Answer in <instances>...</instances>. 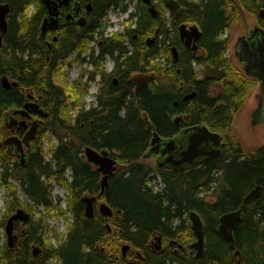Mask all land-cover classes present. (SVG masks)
Returning a JSON list of instances; mask_svg holds the SVG:
<instances>
[{
	"label": "trees",
	"instance_id": "16d2710c",
	"mask_svg": "<svg viewBox=\"0 0 264 264\" xmlns=\"http://www.w3.org/2000/svg\"><path fill=\"white\" fill-rule=\"evenodd\" d=\"M80 1L92 4L87 27L67 25L60 33L42 35V0H0L11 7L9 29L0 46V136H5L6 112L23 106L27 89L40 96V104L50 113L42 133L32 141L25 165L17 159L14 146L0 150V188L6 190L5 211L0 210V242L11 213L22 209L31 218L14 248L0 244V264H264V144L246 150L233 129L235 114L259 82L245 79L226 55L230 45L228 31L243 12L256 16L264 28L260 17L264 0L188 1L191 12L186 18L197 22L204 31L203 60L227 69L224 95L216 98L207 97L205 86L196 88L189 55L181 56L167 71L157 62L160 58L169 59L170 52L163 42L160 52L147 47V39L159 28L161 35L170 30L164 16L170 11L167 9L171 0L151 1L161 12L156 17L151 10L153 4L138 0L142 6L138 27L127 26L125 33L116 32L111 38L104 37V18L112 8L127 12L126 0ZM125 34L139 38L140 46L132 54L122 44L121 36ZM92 41L98 46V51L91 48L92 59L88 61L93 70H85L79 80L88 74L92 81L105 73L107 58L115 60L119 52L125 57L127 71L151 67L156 79L150 89H142L129 104L124 94L116 88L109 89L105 94L109 98L98 93L96 101L87 107L83 99L89 85L76 80L72 85L77 83L85 89L73 85V97L69 88L56 82V77L72 61L84 64L83 57L69 60L78 50H89ZM4 76L16 80L19 86L5 88ZM194 89L197 96L182 103L183 94ZM66 99L69 105L65 107ZM179 112L190 114L193 123H206L222 132L224 154L191 174L162 173L159 179L163 188L155 191L156 179L150 177L152 168L145 163L144 155L154 132L171 134L172 117ZM47 135L58 141L49 154L44 144ZM86 147L107 149L119 161L120 173L110 177L98 198L111 207L112 217L103 214L98 206L91 217L86 215L83 198L102 192V177L96 166L87 161ZM55 186L67 190L65 209L54 196ZM257 186L262 191L246 203L244 218L235 231L236 250L240 252L237 255L218 233L219 219L239 209ZM192 212L199 213L204 221L206 245L201 257L192 247L196 238ZM50 217L63 218L66 233L51 237L47 222ZM156 236L157 242H163V252L153 248ZM126 244L139 251L140 256L122 257ZM34 246L42 249L40 255L34 256Z\"/></svg>",
	"mask_w": 264,
	"mask_h": 264
},
{
	"label": "flooded vegetation",
	"instance_id": "af4514ba",
	"mask_svg": "<svg viewBox=\"0 0 264 264\" xmlns=\"http://www.w3.org/2000/svg\"><path fill=\"white\" fill-rule=\"evenodd\" d=\"M76 1H79L80 5H81L80 11L78 13L76 11H74L73 6H71L68 9H66L65 7H59L58 8V12H59L58 15H59V19L62 21V25L59 27V29L56 30V33H60L61 30L64 28V26H67V25H71V26L74 25L76 27L80 26V27H84V28L87 27L89 16L93 13V8H91L92 10L90 12H88L89 10L87 8H85L87 6V4H82L80 0H76ZM173 1H176V3L172 4L175 7V10L173 8L167 9L170 11H167V13H166L167 21L165 22V24L168 27H171L170 30L166 33H163V35H161L160 28L159 29L157 28L158 30L155 31L154 35L150 36L146 41L148 49L157 48V52H160L161 47H162L161 45L163 42V46L165 47V49L170 52V53H167L168 58L172 59L173 61L171 62V61H169V59H165V61L163 63L160 62V60H158L157 62L161 63L162 66L167 71L169 70V68L172 67L173 64H176L180 60L181 56L184 57L185 54L189 55V57L192 58L191 59L192 70H193L192 76L194 78V81L196 82V88L199 87V89L201 90V88L203 86H205L206 94H207V97H209V98H216L219 95L223 96L224 95V89H225V87H224L225 80L224 79L227 75L226 67L220 66L218 64L215 65V64H212L210 62L203 60L204 55L206 54V50L202 47V45H204L203 41H205L204 34H202L201 38L197 42H193L192 45H188L186 42V39H183L181 37L180 28L182 25H184L187 29H190L192 26H197L199 24L197 22H191L190 21L191 18H188V19L186 18V16L189 14V12H191L190 7H189L190 2H188L190 0H182V1L181 0H173ZM145 3H147V2H145ZM150 3L153 4L154 8L156 9V10H153L154 16L155 17L159 16L161 12L157 8L156 3L155 2L154 3L150 2ZM140 7H142V6H140ZM140 10H141V8H137L138 13L136 14V17H134L135 20H134V22L131 21V23H132L131 27L132 28L138 27L136 19H137V15L141 14V13H139V12H141ZM68 14H72V16H73V20H71L70 22H66V20H65V17ZM47 17H48L47 12L44 9L43 21ZM79 18H85L86 24L83 26L78 24L77 20ZM131 19L132 18L126 19V20L130 21ZM199 29L201 31L203 30V28L200 26H199ZM125 30H124V32H121V33H125ZM49 32H51V31H49ZM202 32H204V31H202ZM126 35L127 34H125L124 36L123 35L121 36V41H122V44L129 50V54H132V52H134L135 48H138V46H140L137 43L139 38L137 35H133L132 38L129 36H126ZM113 36H114L113 33L106 35V31L104 32L105 38H111ZM240 37L246 38L248 43L254 42V45L256 48H262L264 50V37L259 36V35H255L253 33H249L248 35H244V36H240ZM3 38H4V36H3ZM89 38H90V36H87V39H89ZM56 40H58V39H56ZM101 43L102 42H100V44ZM194 43L198 47L197 50H195L193 47ZM2 44H3V40L0 42V46H2ZM236 44H237V42H236ZM236 44L233 47L234 53L237 50ZM95 45L97 46V43H95ZM91 48L88 50V53L86 51V52H84L83 55L80 52V50H78L77 52L73 53L74 56H72L70 59L71 60L72 59H80L81 57L84 56L83 60H85V62L83 65H89L90 66L88 61L90 59H92ZM174 48L176 49L177 54H178L177 59H175ZM228 51H229V49L227 50L226 55L228 58H230ZM105 55H109V54H105ZM109 56H111V55H109ZM189 57H188V59H189ZM107 59H111V58L108 57ZM124 62H125V57H122V54L119 52L116 53L115 54V60H113V65L111 66V68L106 69L105 73H102L101 75L94 77V79L90 82L98 81L97 82L98 93H100L102 98L108 97L105 94L107 92H109V89L111 90L113 88H116V90H118L121 95L124 94L123 96L126 97V104H129L128 102L133 101L135 96L142 89H144V88L150 89L151 84H152V82L155 81L156 77H155L154 72L151 71L152 70L151 67H147V69H143L142 71H138V70L127 71L126 70V63H124ZM205 64H209L213 67L219 66L220 68H223L226 70V74L224 76H222L220 79H209V78L205 79L201 72L196 71V69L199 68V66H202ZM240 64L243 67H245L244 63H240ZM105 65H106V62H105ZM178 71H180V68L178 69ZM138 75L151 76L152 78L150 79V81L148 83L140 84L138 86V82L133 80ZM165 75L167 76V74H165ZM247 77H248V75H247ZM10 81L13 82L16 80L10 79ZM17 86H19V84L12 85L8 89H11L12 87H17ZM117 87H119V88H117ZM194 92L196 93V95L193 98L188 99L186 101L184 100L188 95H190L191 93H194ZM197 94H198V91L196 89H194L193 91L185 92L180 100L182 103H186V102L188 103V101H192L197 96ZM258 97L260 100V98H261V91L260 90L258 92ZM39 100H40V96L36 95L34 93V90L27 89L26 100H25L23 106L27 102L38 103L41 106V108H43L45 110V112L48 113V115L46 117H39L37 115H32L31 117H27V116L21 117V116L14 115L12 112L13 109H10L5 114L4 124L7 128L5 129V132H4L5 136L4 135L0 136V142H2L7 137L12 136V135H18L19 137L23 138L31 130V124L36 120L40 121L41 124L38 127L36 137L32 141L36 140L40 136V133H42L41 132L42 127L45 124L46 119H48V117L50 116V113H49L48 109L44 108L40 104ZM258 103H259V101H258ZM257 107H258V104H257ZM21 122H25L24 127L27 126L26 129H24V130L20 129V123ZM149 122H150V120H149ZM251 124H252V116H251ZM172 125H173V131L171 132V134H169V135L158 134V136H159L158 142H156L154 145H152L151 144L152 141H151L150 147L148 148V150L146 151V153L144 155V158L150 159L153 162L152 164L149 165L150 168H152V172H150V177L157 179V178L161 177L162 173L191 174L193 171L200 170L205 165L207 166V164L210 161L216 160L224 154V147L226 144L225 143V136L222 132L213 130L210 125H208L206 123H193L192 122V116L188 113H185V112H179V113L175 114L172 117ZM204 126H207L211 133H218L220 136L215 137L211 133L206 134L202 130L198 129L199 127H204ZM196 127H198V128L195 130L194 128H196ZM206 138H208L206 142L200 143L201 139H206ZM32 141L30 142L29 149L27 147H24V152L26 155L25 156L26 161L24 164L21 163L20 155L15 152L17 159L19 160V162L22 165H25L27 163L28 155L31 152L30 149L32 147ZM197 144H199V145H197ZM194 145H197V147L191 151V149ZM10 146H12V145L0 147V150H3V149L10 147ZM110 156L113 158V156L111 155V152H110ZM177 162H181V164L179 166H176L175 164ZM95 170L98 172L99 176L103 178V174L98 171L97 167ZM119 173H120V164L118 161V169L114 173L113 177ZM101 202L102 201H100V200L98 201V203H101ZM96 206H97V204L95 205V207ZM30 220H31V218H30ZM21 221L22 220L16 219V221L14 222L15 232L19 233V235L17 234V242H16L15 246L18 244V242L20 240V234L23 231L24 232L27 231V229H28L27 225H28L29 221L28 222L27 221L21 222ZM157 237L158 236H156L154 238V241L152 240L153 248L158 252H163V242H161L160 240H158V242H157L156 241ZM7 247L9 249L14 248V247H9V246H7ZM41 251H42V249L40 248L38 250V255H40ZM128 255H130L131 257H135V256H140V253H139V251L132 250L129 247L128 250L122 251V257L127 258Z\"/></svg>",
	"mask_w": 264,
	"mask_h": 264
},
{
	"label": "water",
	"instance_id": "95a60500",
	"mask_svg": "<svg viewBox=\"0 0 264 264\" xmlns=\"http://www.w3.org/2000/svg\"><path fill=\"white\" fill-rule=\"evenodd\" d=\"M44 9L47 12L48 17L44 19V22L42 23V35H46L49 31H56L59 29V27L62 25V21L59 19V7H65L66 9L73 6L74 11L77 13L80 11L81 5L79 1L74 0H42ZM147 3H150V0H145ZM170 6L175 10V7L170 4ZM85 8H87L90 12L91 5H87ZM154 10V8H153ZM10 14V9L8 6L3 5L0 3V32H1V38L0 42L2 41V37L4 34H6V31L8 30V22L7 17ZM260 17L264 19V10L260 12ZM66 20L69 22L73 20L72 14L66 15ZM77 23L80 25L86 24L85 18H79L77 20ZM181 37L183 39H186V42L188 45H192L193 42H197L201 36L202 32L197 26H193L190 29H186L185 26H181L180 29ZM251 33L255 35H259L264 37V29L261 27H256L254 30L251 31ZM194 49L197 50L198 47L194 43L193 45ZM237 50H236V56L239 59L241 63L245 64V72L247 75L251 77H255L258 79L260 83V90H261V98L258 103L257 109L252 114V125H258L260 123H264V50L262 48H256L253 43H248L246 38L240 37L237 40L236 44ZM174 54L175 59H177V51L174 48ZM197 72H201L205 78L209 79H220L222 76L226 74V70L223 68H220L219 66H211L209 64H205L202 66H199V68L196 69ZM138 82V86L140 84H146L150 81V76H144V75H138L133 79ZM3 84H6L8 88L11 87L10 81L7 77H4L2 79ZM196 95V93H191L188 95L184 100H188L193 98ZM13 114L16 116L21 117H31L32 115H37L39 117H46L48 113L45 112L43 108L38 103H32L27 102L22 108H16L13 109ZM146 120H148V117H146ZM25 122L20 123V129L24 130L27 128L24 127ZM40 121L36 120L31 124V130L23 137H19L18 135H12L7 137L5 140L0 142V147L12 145L15 148V152L20 155L21 157V163L24 164L25 159V152L24 147H27L29 149L30 142L36 137V133L38 130V127L40 126ZM198 127L194 128L195 130ZM198 129L202 130L206 134H210L207 126L199 127ZM215 137H219L220 135L218 133H211ZM208 137V136H207ZM159 136L156 132H154V137L152 139V145H154L156 142H158ZM208 138L201 139V142H206ZM199 145V144H197ZM197 145H194L191 149V151L197 147ZM29 151V150H28ZM85 156L87 160L98 167V171L103 173L104 179H103V186L104 188L108 185V178L117 171L118 169V161L110 156V152L108 150H101L98 151L96 149H93L92 147H86L84 149ZM181 162H177L175 165L179 166ZM262 191V188L256 187L254 190H252L244 199V202L241 206V208L237 211H233L227 214H224L219 219V226L217 228L218 233L222 236V238L230 243V246L233 250H236V239L234 236L235 230L237 229L238 224L243 220L244 213H243V207L245 203H247L250 199L257 197L260 195ZM96 200L95 197H85L84 201L87 203L86 207V215L91 217L93 215V202ZM101 210L104 213L111 214L110 209L106 206V204L101 205ZM190 218L192 220V229L196 236V241L193 244V247L195 251L197 252V256L201 257L205 252V230H204V221L199 213L192 212L190 215ZM16 219L29 221L30 215L26 213L24 210L20 209L18 210L14 216H12L9 219V223L6 228V234L8 237V245L9 247H14L17 242V233L15 232V226L14 221ZM129 246H125V250H128ZM237 255L240 254L238 250L235 252Z\"/></svg>",
	"mask_w": 264,
	"mask_h": 264
},
{
	"label": "rangeland",
	"instance_id": "374dc122",
	"mask_svg": "<svg viewBox=\"0 0 264 264\" xmlns=\"http://www.w3.org/2000/svg\"><path fill=\"white\" fill-rule=\"evenodd\" d=\"M195 1V0H194ZM127 5H128V11L127 12H123L121 9L119 8H112L109 10L107 16L104 18V21L107 24V29H106V35L109 34H114V33H118L121 34V32H124V30L127 28V26H132V22H134L136 17V14L138 13L137 8H141L139 7V1L138 0H127L126 1ZM153 8V7H152ZM140 13V12H139ZM167 13V12H166ZM165 13V18L167 20V15ZM243 15L240 16V20L236 23H234L232 25V28L229 29L228 31V38L230 39V45H229V51L228 54L230 55V60H232L233 66L235 68L238 69V71H241L243 76H245V79H248L249 77H247V75L245 74V71L243 69V66L240 64L238 58L236 57V54L234 53V45L236 44L238 38L240 36L246 35L249 33V31H252V29L256 26H258V20L257 17L250 14V13H242ZM139 15V14H138ZM137 15V19L136 22L138 21V16ZM132 18L130 21H127L126 19H130ZM135 22V23H136ZM127 23V24H126ZM132 28V27H131ZM135 29V27L133 28ZM95 42V41H94ZM92 41V43L90 44V48L93 46L97 51H98V46L95 45ZM88 53V48L85 51H80L82 53V55L84 54V52ZM74 56V54L72 55ZM84 57V56H83ZM166 59V57L164 58H160V62H164ZM74 60V59H72ZM71 59L69 61H72ZM72 65H66L63 67L62 71H61V75L56 77V82L58 84H60L61 86H66L67 88L70 89V92L72 94L73 97H76L75 95V90L73 85H75V88H82L85 89V86L80 85L77 86V83H81L82 84H88L89 85V91L88 94L86 95V97H82L83 99V103L87 106L90 107L95 101H96V96L98 94V84L96 82H90L89 80V75L86 74L81 80H79L82 76V74L84 73L83 71L87 70V71H91L93 70V66L92 65H83V64H76L75 61L71 62ZM113 65V60L112 59H107L106 61V69L111 68V66ZM77 80V81H76ZM248 80H251V78H249ZM76 81L77 83L73 84L72 83ZM259 84V83H258ZM260 90V86L258 85L257 87H255L254 89H251L248 93V95L246 96V98L243 100V105L241 106L240 110L235 114L234 117V122H233V129L235 130L237 137L239 138L240 142L242 143L243 147L246 150H250V149H254L259 147L260 145L264 144V123L258 125V126H253L251 124V115L254 112V110L257 108V104L259 101V97H258V92ZM261 91V90H260ZM81 98V96L78 95V98ZM67 99H69V103H71V98L67 97ZM66 99V101H67ZM68 101L66 102V106H68ZM52 136H45L44 139V144H45V151L47 152V154H49V149L52 147V145H54V143H57L58 141L56 139H54ZM144 160L146 161L145 163L150 165L152 164V160L144 158ZM155 184V191L160 190L161 188H163V184L161 183L160 179L157 178L154 182ZM16 185L18 186V183H16ZM5 188H0V210L3 212L5 211ZM67 190L60 187V186H55L54 189V196L57 198L58 203H60V206L65 209L66 208V196H67ZM24 198V197H23ZM61 199V200H59ZM99 199L95 202V205L97 204V206L100 209V205L103 203V201L101 203H98ZM101 201V200H100ZM99 204V205H98ZM42 210V209H40ZM14 213H11L9 215V217ZM23 222V221H21ZM48 224L50 225V228L52 229V234L51 237L53 235L56 234H60V233H66L67 231V223L66 221L61 218V217H50L48 219ZM46 222V223H47ZM112 224V223H110ZM112 226V225H111ZM19 235V233H17ZM1 242L0 244H7L8 243V237L7 234L5 232V230L1 233ZM196 241V238L194 240V242ZM52 243L55 244V241ZM35 249H40L39 246H34ZM35 252V250H34ZM38 254V253H37ZM52 264H59L56 261H53Z\"/></svg>",
	"mask_w": 264,
	"mask_h": 264
},
{
	"label": "bare ground",
	"instance_id": "6f19581e",
	"mask_svg": "<svg viewBox=\"0 0 264 264\" xmlns=\"http://www.w3.org/2000/svg\"><path fill=\"white\" fill-rule=\"evenodd\" d=\"M75 1V0H74ZM127 1V0H126ZM145 1V0H144ZM146 2V1H145ZM150 2H151V0H150ZM173 3H176V1H173V0H171L169 3H168V7L171 9L172 7L170 6V4H173ZM3 4V3H2ZM91 5V8H92V4L91 3H88L87 5ZM127 4V3H126ZM3 5H5V6H8L9 7V9H10V12H11V7H10V5L9 4H3ZM152 9V11H153V8H151ZM264 9H261V11H263ZM260 11V12H261ZM10 15V14H9ZM9 15H8V17H9ZM8 17H7V22H8ZM65 20H66V17H65ZM44 22V21H43ZM66 22H68L67 20H66ZM70 22V21H69ZM43 25V24H42ZM182 26H184V25H182ZM259 26V25H258ZM193 27V26H192ZM198 27V26H197ZM199 28V27H198ZM8 29H9V22H8ZM181 29V28H180ZM187 29V28H186ZM201 31V30H200ZM8 32V30L6 31V33ZM202 32V31H201ZM249 33H251V31H249ZM248 33V34H249ZM202 34H203V32H202ZM248 34H246V35H248ZM0 35H1V32H0ZM5 35V34H4ZM3 35V36H4ZM244 36V35H243ZM0 38H1V36H0ZM240 38V37H239ZM238 38V39H239ZM235 54H236V52H235ZM237 57V56H236ZM239 60V59H238ZM240 62V61H239ZM241 63V62H240ZM243 69H244V71H245V68L243 67ZM4 77H6V76H4ZM3 77V78H4ZM204 77V76H203ZM8 78V77H7ZM152 77L150 76V79H151ZM205 78V77H204ZM206 79V78H205ZM8 80L10 81V79L8 78ZM2 84H3V82H2ZM18 84V82H16V81H10V85L12 86V85H17ZM3 86L5 87V88H8L7 87V85L6 84H3ZM94 149V148H93ZM104 150H107V149H104ZM101 151V150H100ZM109 151V150H108ZM85 154V153H84ZM86 157V156H85ZM87 159V158H86ZM88 161V160H87ZM89 162V161H88ZM90 163V162H89ZM90 164H92V163H90ZM92 165H94V164H92ZM95 166V165H94ZM97 167V166H96ZM98 168V167H97ZM103 174V173H102ZM113 176V175H112ZM112 176H110V177H112ZM110 177L108 178V184H109V179H110ZM103 179H104V175H103V178H102V182H101V185H102V192L100 193V195L99 196H93V195H91V196H86V197H95L96 198V200L93 202V213H94V211H95V202L98 200V198L99 197H101V195L103 194V192L105 191V188L108 186H106L105 188H104V186H103ZM257 187H259V186H257ZM85 198V197H84ZM83 198V199H84ZM245 199V198H244ZM251 200V199H250ZM249 200V201H250ZM248 201V202H249ZM244 202V201H243ZM247 202V203H248ZM102 204H106V206L110 209V211H111V214H106V213H104V212H102V210H101V205ZM101 205H100V211L103 213V214H106L107 216H109V217H112L113 216V210L111 209V207L106 203V202H103ZM245 205H246V203H245ZM244 205V206H245ZM86 207H87V203H86ZM241 208V207H240ZM239 208V209H240ZM239 209H237V210H239ZM237 210H235V211H237ZM233 212V211H232ZM230 213V212H229ZM243 213H244V207H243ZM227 214V213H226ZM15 214H13V215H11L9 218H8V220H7V224H6V227H5V232H6V228H7V225H8V223H9V219L12 217V216H14ZM244 218V217H243ZM17 220H20V219H17ZM16 221V220H15ZM14 221V222H15ZM23 222H26V221H24V220H22ZM236 231V230H235ZM234 236H235V233H234ZM159 239V238H158ZM236 239V238H235ZM7 245H8V243H7ZM9 246V245H8ZM125 246H129V245H124V247H123V251H125ZM236 246H237V242H236ZM130 247V246H129ZM192 247H193V245H192ZM194 248V247H193ZM38 250L39 249H35V252H34V256H37V253H38Z\"/></svg>",
	"mask_w": 264,
	"mask_h": 264
}]
</instances>
